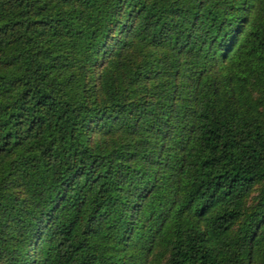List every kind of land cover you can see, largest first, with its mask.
I'll use <instances>...</instances> for the list:
<instances>
[{
    "label": "trees",
    "instance_id": "trees-1",
    "mask_svg": "<svg viewBox=\"0 0 264 264\" xmlns=\"http://www.w3.org/2000/svg\"><path fill=\"white\" fill-rule=\"evenodd\" d=\"M0 264H264V0H0Z\"/></svg>",
    "mask_w": 264,
    "mask_h": 264
}]
</instances>
